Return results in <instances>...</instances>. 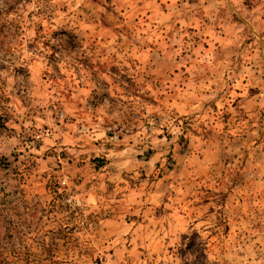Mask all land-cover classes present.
Here are the masks:
<instances>
[{
  "label": "clouds",
  "instance_id": "1",
  "mask_svg": "<svg viewBox=\"0 0 264 264\" xmlns=\"http://www.w3.org/2000/svg\"><path fill=\"white\" fill-rule=\"evenodd\" d=\"M0 264H264V0H0Z\"/></svg>",
  "mask_w": 264,
  "mask_h": 264
}]
</instances>
